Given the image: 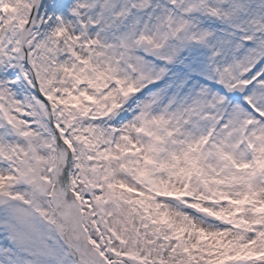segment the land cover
<instances>
[{
    "label": "snow or ice",
    "instance_id": "6c2138e0",
    "mask_svg": "<svg viewBox=\"0 0 264 264\" xmlns=\"http://www.w3.org/2000/svg\"><path fill=\"white\" fill-rule=\"evenodd\" d=\"M0 264H264V0H0Z\"/></svg>",
    "mask_w": 264,
    "mask_h": 264
}]
</instances>
